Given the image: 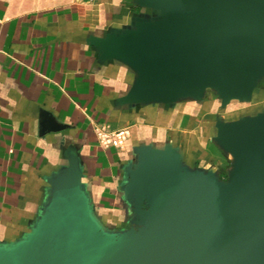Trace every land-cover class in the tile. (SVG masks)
Returning <instances> with one entry per match:
<instances>
[{"label": "water", "instance_id": "95a60500", "mask_svg": "<svg viewBox=\"0 0 264 264\" xmlns=\"http://www.w3.org/2000/svg\"><path fill=\"white\" fill-rule=\"evenodd\" d=\"M154 11L100 39L105 58L138 77L131 102L173 103L214 89L223 105L251 99L264 72V0H138ZM66 126L42 121L41 133ZM214 140L233 156L228 178L191 168L178 148L143 147L125 186L134 223L107 230L75 165L51 180L33 231L0 246V264H264V112L217 119Z\"/></svg>", "mask_w": 264, "mask_h": 264}, {"label": "crops", "instance_id": "0c3cea01", "mask_svg": "<svg viewBox=\"0 0 264 264\" xmlns=\"http://www.w3.org/2000/svg\"><path fill=\"white\" fill-rule=\"evenodd\" d=\"M153 14L138 0H0V246L33 231L51 180L72 165L112 231L136 227L125 186L141 148L173 146L188 166L207 169L219 118L208 126L216 105L207 95L231 102L212 88L173 103L131 102L138 72L99 48ZM44 119L66 127L41 133Z\"/></svg>", "mask_w": 264, "mask_h": 264}, {"label": "rangeland", "instance_id": "374dc122", "mask_svg": "<svg viewBox=\"0 0 264 264\" xmlns=\"http://www.w3.org/2000/svg\"><path fill=\"white\" fill-rule=\"evenodd\" d=\"M257 90L255 96L251 99H234L226 107H222L217 95L213 92H209L207 98L214 101L216 110L209 114V125L214 123L216 116L227 121H238L247 116H254L258 113L264 112V72L260 73L257 78ZM203 126H204V120ZM210 159L207 163V169H212L220 175L222 179H227L231 168L233 167V156L231 153L226 152L217 143H213L209 138Z\"/></svg>", "mask_w": 264, "mask_h": 264}]
</instances>
